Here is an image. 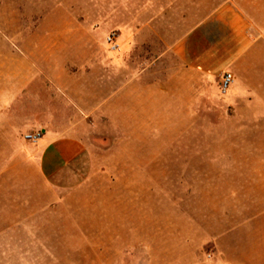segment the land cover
<instances>
[{
	"label": "crops",
	"instance_id": "crops-1",
	"mask_svg": "<svg viewBox=\"0 0 264 264\" xmlns=\"http://www.w3.org/2000/svg\"><path fill=\"white\" fill-rule=\"evenodd\" d=\"M104 6L109 24L97 21ZM45 7L39 34L26 40L34 45L16 57L31 60L16 69L30 79L0 85V234L16 236L17 264L33 263L38 219L89 164L90 144L71 124L108 123L127 135L142 122L161 139L168 123L182 133L202 121L204 100L209 139L231 157L224 263L264 264V0H125L78 5L77 15L72 3ZM110 30L119 32L117 50L105 44ZM225 73L233 82L222 94ZM39 80L67 113L40 99ZM34 131L40 140L26 141Z\"/></svg>",
	"mask_w": 264,
	"mask_h": 264
},
{
	"label": "rangeland",
	"instance_id": "rangeland-1",
	"mask_svg": "<svg viewBox=\"0 0 264 264\" xmlns=\"http://www.w3.org/2000/svg\"><path fill=\"white\" fill-rule=\"evenodd\" d=\"M54 1L72 3L77 15L78 5L125 0H0V85L30 79L16 69L31 60L16 57L34 45L27 37L39 34L45 6ZM110 13L104 6L97 21L109 24ZM87 14L95 21V11ZM113 31L119 34L110 30L105 44ZM38 82L40 99L67 113L64 101L48 97ZM199 111L202 121L182 133L168 123L161 139L142 122L131 123L127 135L108 123L71 124L90 144L89 164L75 186L56 189L49 217L38 219L37 257L24 264H226L224 166L231 157L217 148L221 139H209L205 100ZM236 191L238 198L246 194ZM15 239L0 234V264L18 263Z\"/></svg>",
	"mask_w": 264,
	"mask_h": 264
},
{
	"label": "built area",
	"instance_id": "built-area-1",
	"mask_svg": "<svg viewBox=\"0 0 264 264\" xmlns=\"http://www.w3.org/2000/svg\"><path fill=\"white\" fill-rule=\"evenodd\" d=\"M119 34L116 31L110 32L107 37H106V42L111 46V50H117L118 49V44H117V39H118ZM233 82V76L231 73H225L220 82V89L222 94L226 93V91L229 89ZM42 137V133L40 131H34L29 134H26L24 136V139L30 143H37L40 138Z\"/></svg>",
	"mask_w": 264,
	"mask_h": 264
}]
</instances>
